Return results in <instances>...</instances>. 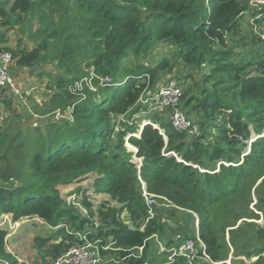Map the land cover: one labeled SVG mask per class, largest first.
I'll use <instances>...</instances> for the list:
<instances>
[{"label":"trees","instance_id":"obj_1","mask_svg":"<svg viewBox=\"0 0 264 264\" xmlns=\"http://www.w3.org/2000/svg\"><path fill=\"white\" fill-rule=\"evenodd\" d=\"M248 12L264 35V9H251L249 0H0V50L11 52L15 69H40V76L51 78L52 93L31 102L32 111L40 117L70 111L66 120L23 128V113L13 105L19 98L8 88L0 95L14 113L0 121V217L38 216L55 229L38 238L45 264L79 243L76 233L89 226L90 238L101 245L113 242L102 253L115 264H156L155 255L167 257L159 242L173 247L178 232L199 235L215 262L228 259L233 248L234 256H258L253 264H264V227L253 222L255 231H249L242 225L259 216L246 207L250 189L264 176V136L251 143L249 153L244 149L252 131L260 135L264 129V58L237 59L230 43ZM16 27L35 43L32 48L23 39L16 48L7 45L8 29ZM160 46L171 50L158 62L141 60ZM50 65L55 74L44 71ZM169 75L190 80L182 107L200 126L199 136L176 130L156 112L144 117L158 121L167 139L151 124L125 117L143 113L148 106L141 98ZM83 78L90 84L86 80L75 89ZM187 105L199 120L190 118ZM137 130L139 137L128 138L136 148L130 151L127 136ZM133 154L142 159L147 191L159 196L150 219ZM243 154L237 166L223 163H239ZM88 178L93 192L109 198L94 211L91 193L79 188L76 201L81 190L86 216L61 190ZM263 184L264 178L254 188L258 203L264 201ZM197 218L198 231L191 224ZM6 235L0 228V260L17 264L6 249ZM52 238L57 243L50 244ZM240 248L245 251L237 252ZM183 262L179 257L174 264Z\"/></svg>","mask_w":264,"mask_h":264},{"label":"rangeland","instance_id":"obj_2","mask_svg":"<svg viewBox=\"0 0 264 264\" xmlns=\"http://www.w3.org/2000/svg\"><path fill=\"white\" fill-rule=\"evenodd\" d=\"M249 2H250V0H249ZM249 7L251 9H254L253 7H251L250 3H249ZM241 24L242 25L240 26L239 31L232 36L231 41H230L231 45H233L235 48V52H236L235 58L243 59V60L247 59V58L249 60L253 59L254 56L264 58V39L262 38V35H261L262 33L260 30V26L258 23H256V21L251 16V12L244 14V18H243ZM7 36L9 39L7 45L10 47H13V48H16L19 45L20 40H22V39H23V41H21V44H25L29 48H32L35 45L34 42L30 41L27 38V35L23 36L18 31L17 27L8 29ZM170 50L171 49H169V48H163V46H160L151 53L152 55L148 56V59H141V60L144 62H151V59H152V62H158L160 60V58L162 57V54L169 52ZM150 57H151V59H150ZM134 61H135V59L132 58L131 61H129V62H134ZM47 69L49 70V71H46L48 74H49V72H53L51 74H55L54 72H56L54 65H50ZM39 70L40 69H38V71ZM14 71H16L14 73V77H15V80L17 82V86H18L20 92H22L26 95L24 98V101H21L19 99L20 102L23 104L24 109H25L24 111L22 110L24 119L21 123V127L27 128L28 126H37V125H39L40 120L49 119V120L53 121L56 119L57 121L60 122V120H66V119L70 118V116L68 115L70 113L69 111H65L64 113H62L61 111L57 110L54 114L51 115V117L50 116L40 117L37 114H35L31 109V105H32L31 102L37 101L38 103H41L46 99V97L49 96V94L52 93V90L50 87V83H51L50 79L51 78L49 76V81L46 83V86H47L46 87L45 85H43L45 83L40 82V77H38V71L36 72L37 80L33 79L32 77H29L27 75V73L22 74L21 69L20 68L15 69V66H14ZM181 81H182L181 83H182L183 87H185L186 83L190 82L189 79H186V82H185V80H181ZM49 88L51 90L50 92H49ZM1 94L2 93H0V95ZM3 96H6V94H4ZM0 98H2V96H0ZM20 102L18 101V103H20ZM14 106L18 110L19 104L15 103ZM20 106L22 109L21 104H20ZM186 111H187V114L190 116L191 119H192V116L194 117V119H192L193 121L199 120V116L196 115V113H194L191 105L188 106V110H186ZM141 114L138 113L133 117H130L127 115L125 117H129L130 120L135 122L136 124H141L143 122V120L146 118V117H144L145 114H143V113H141ZM12 116H14V113L7 110L6 107L4 106V104L2 103V101H0V121L3 122L4 119H6V118L9 119ZM218 121H220V119H218L217 122ZM262 134H264V129H263ZM254 135H255V132L253 131L250 139L248 140V145L244 149V151H246V153L247 152L249 153L251 150L250 141H252V138H255ZM257 138H260L259 135L256 137V139ZM126 146L128 147V149L130 151L136 150L135 146H133L128 141V139L126 140ZM179 158H178V160H179ZM243 158H244V154L241 156V160L239 161V163H234V162L232 163V162L226 161L227 162L226 165L231 166L233 164L232 166H237L243 161ZM133 159L138 165L140 164L139 160H142L140 157H138L134 154H133ZM180 161H181V158H180ZM219 169L220 168L217 167L216 170H219ZM93 183H94V181L91 178L82 180L78 183L75 182L71 186L63 188L61 190V194L64 197V199L67 202H69L72 199L71 195H73L75 192H78L79 188H86L88 190L87 193L88 194L91 193V202L94 205L93 210L94 211L98 210L102 201L104 199H108L109 197L105 193L93 192V190H94ZM261 190H264V184L261 186L260 191ZM250 194H251L252 201H250L248 207H246V206H243V207L244 208L246 207L248 213H250V212L258 213L259 216L256 219H245L246 221H243L242 225H246V228L249 231L250 230L255 231L254 226H252L253 222H255V224H258L257 226H261V227L263 226L264 227V212L261 211L259 208V207H264V201L258 203V201H259V199H258V188H257V190H255L254 187H252L250 189ZM79 197L80 198H78L77 202L79 204H81V200L84 197V194L81 192V190L79 192ZM243 197H246V192L243 193ZM81 210H82V212H84V214L86 216H89L87 209H85V210L81 209ZM34 217H36V218H34ZM11 218H12V214H3L0 217V228L7 230L6 249L8 250V252L12 253L17 258V260H18L17 264H45L44 263L45 260L42 258L41 253H40L39 248H38L39 247L38 246V238H48V236H50L51 234H53V232H55V229L53 227H51L48 223H44L43 222L44 220L42 222L40 220H38L37 219V218H39L38 216L22 217L17 221H14L12 219L14 222H16L15 224H14V222L11 221ZM93 219H95L94 221L97 224L98 221H97V214L96 213H95V216L93 217ZM122 219H124V221H128V213L127 212H125L123 214ZM22 220H25V221L22 223V226L18 229L19 222ZM170 220H171V223L174 224V222L176 221V218L173 217ZM241 221L242 220L238 221V223H237L238 226L241 223ZM191 224H192V226L196 227V225H197L196 220H195V222H193ZM88 230H92L94 232V229L90 226H89ZM88 230H86V231H88ZM196 231H198L197 227H196ZM226 239H227V242H229V240H230L229 233H227ZM58 240H60V239H58ZM50 242H51L50 244L57 243L55 241V239H53V238L51 239ZM50 244L46 243L45 245H50ZM252 245H250L249 248L254 246V245L253 246ZM244 251H245L244 248H240L237 252L243 253ZM106 255L111 256L110 254H106ZM231 257L232 256L229 255L228 259L224 260L223 262H220L219 264H226V263L230 264L231 259H232ZM248 258H250V257H248ZM250 259H253V258L251 257ZM155 263L156 264H159V263L160 264H170V263H168V255H167V257H164L163 254L155 255ZM0 264H8V263L6 261L0 260ZM46 264H48V263H46Z\"/></svg>","mask_w":264,"mask_h":264},{"label":"built area","instance_id":"obj_3","mask_svg":"<svg viewBox=\"0 0 264 264\" xmlns=\"http://www.w3.org/2000/svg\"><path fill=\"white\" fill-rule=\"evenodd\" d=\"M250 5L254 9L263 10L264 9V0H250ZM260 16V14H258ZM262 38L264 39V35ZM15 65V59L11 52L1 51L0 50V93H2L6 88L10 89L16 97L21 101H24L25 94L20 92L17 82L14 77L13 68ZM89 79L83 78L75 83V89H82L84 81ZM183 93L184 87L176 77L169 75L160 84L159 88L155 91H148L147 94L141 98L140 102L143 106H148L144 114L149 112H156L161 115L162 118H168L171 125L178 131H183L188 133L191 136L200 135V126L196 123H193L188 116L186 115L183 107ZM70 112V111H69ZM69 115V114H68ZM151 124L153 127L158 128L159 131L167 139L165 130L160 126L158 121L153 122L150 119H144L142 124ZM130 135L139 137L140 131L131 133L127 136V139ZM264 136L260 134L259 137ZM256 139L252 138L250 141V146L253 141ZM171 153V152H170ZM168 153V154H170ZM248 153V152H247ZM175 155V154H174ZM138 170H139V179L141 183V188L143 191L144 198L148 205L149 217H153L156 213L155 207L158 204V195L149 193L147 191L146 183L143 181L140 175V167L142 165V160H139ZM224 164H227L226 161H223ZM201 171L205 169L200 168ZM73 203L83 209V206L76 201V194L71 195ZM197 229H198V218L196 219ZM16 222H14L15 224ZM93 233L92 230L85 232H77L76 235L80 238L79 243L70 246L65 252L55 258L49 264H111L117 262L113 256H104L103 250H107L114 246L113 242L110 241L105 245L100 244V240L90 238L89 235ZM158 238V237H155ZM175 240L177 243L171 247L167 248L163 243L159 242L160 251H167L168 263L174 264L179 257L184 258L183 264H198L203 262H209L211 264H219L220 262H215L211 259L210 255L207 253V247L205 243L200 239L199 235L195 239L185 237L181 232L175 234ZM138 253L141 255L143 246L139 247ZM198 262V263H197Z\"/></svg>","mask_w":264,"mask_h":264},{"label":"crops","instance_id":"obj_4","mask_svg":"<svg viewBox=\"0 0 264 264\" xmlns=\"http://www.w3.org/2000/svg\"><path fill=\"white\" fill-rule=\"evenodd\" d=\"M21 69V71H22V74L23 73H27V75L29 76V77H32L33 79H35V80H37V78H36V72L38 71V69H33V68H20ZM44 70L45 71H49L47 68H44ZM39 71H38V77H40V82H43V83H45V84H43V85H45L46 86V83L49 81V76H40L39 75ZM50 83V82H49ZM51 83H50V87H51ZM47 87V86H46ZM51 90H50V88H49V92H50ZM19 102H20V100H19ZM20 104L22 105V109H21V106H20ZM20 104H19V107H18V111L20 112V113H22V110L24 111L25 109H24V106H23V104L20 102ZM15 105V104H14ZM253 132V131H252ZM263 178H264V176L263 177H261L257 182H256V184H255V186H254V188L256 187V186H258L259 184H260V182H262L263 181ZM71 186V185H70ZM10 218V217H9ZM34 218H36V217H34ZM31 219V218H30ZM38 220H40L41 222L44 220V219H42V218H37ZM11 221L12 222H14L13 220H12V218H11ZM25 220H22V221H20L19 222V227H18V229L22 226V223L24 222ZM44 223H47L45 220L43 221ZM125 222H130L129 221V214H128V221H125ZM236 227H238V225H236V226H234V227H232V229H234V228H236ZM250 250H251V248H249ZM8 251V250H7ZM233 252H234V249L232 248V250H231V254H230V256H232L231 258V262H230V264H253L257 259H258V256H256V257H253V259H250V258H248L247 257V255H245V253L243 254V255H240V256H233ZM263 256H264V252H263ZM255 258V259H254ZM110 264V263H109ZM112 264V263H111ZM113 264H115V263H113ZM227 264V263H226Z\"/></svg>","mask_w":264,"mask_h":264},{"label":"water","instance_id":"obj_5","mask_svg":"<svg viewBox=\"0 0 264 264\" xmlns=\"http://www.w3.org/2000/svg\"><path fill=\"white\" fill-rule=\"evenodd\" d=\"M254 136H255V138H253V139H256V137H257L258 135L255 133V135H254Z\"/></svg>","mask_w":264,"mask_h":264}]
</instances>
